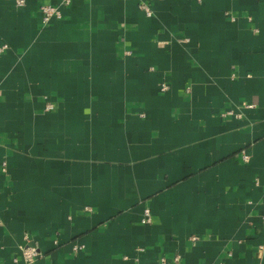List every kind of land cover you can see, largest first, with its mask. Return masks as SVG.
I'll return each instance as SVG.
<instances>
[{"label": "crops", "instance_id": "1", "mask_svg": "<svg viewBox=\"0 0 264 264\" xmlns=\"http://www.w3.org/2000/svg\"><path fill=\"white\" fill-rule=\"evenodd\" d=\"M26 246L264 264V0H0V264Z\"/></svg>", "mask_w": 264, "mask_h": 264}, {"label": "built area", "instance_id": "2", "mask_svg": "<svg viewBox=\"0 0 264 264\" xmlns=\"http://www.w3.org/2000/svg\"><path fill=\"white\" fill-rule=\"evenodd\" d=\"M17 3L19 5H22L24 3V0H17ZM143 7L146 9L148 14H151V11L147 5H144ZM42 10L44 13V21L45 22L50 21L51 18H53V17L60 18L62 16L61 9L59 6H55L52 4H45L42 6ZM5 47H7V45H5L4 48ZM162 88L165 89L166 84H163ZM47 108L51 109L52 104H49L47 106ZM147 212H148V210H147ZM39 254H40V252L37 250V248L35 246H26L22 249V256H23V259L25 260L26 264H32L34 262V260L38 257Z\"/></svg>", "mask_w": 264, "mask_h": 264}]
</instances>
